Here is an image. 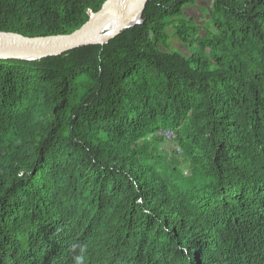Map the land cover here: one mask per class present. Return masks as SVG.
<instances>
[{
	"label": "trees",
	"instance_id": "obj_1",
	"mask_svg": "<svg viewBox=\"0 0 264 264\" xmlns=\"http://www.w3.org/2000/svg\"><path fill=\"white\" fill-rule=\"evenodd\" d=\"M107 1L0 0V32L69 35ZM197 1L0 59V264H264V0H211L204 35Z\"/></svg>",
	"mask_w": 264,
	"mask_h": 264
},
{
	"label": "water",
	"instance_id": "obj_2",
	"mask_svg": "<svg viewBox=\"0 0 264 264\" xmlns=\"http://www.w3.org/2000/svg\"><path fill=\"white\" fill-rule=\"evenodd\" d=\"M147 2L148 0H108L87 24L69 35L28 38L19 34L0 32V59L26 60L19 57L26 53L43 54L41 57L58 56L86 44L105 43L119 32L99 41H92V38L106 24L117 7H122L128 17H134L142 14ZM132 25L134 24L130 26Z\"/></svg>",
	"mask_w": 264,
	"mask_h": 264
},
{
	"label": "rangeland",
	"instance_id": "obj_3",
	"mask_svg": "<svg viewBox=\"0 0 264 264\" xmlns=\"http://www.w3.org/2000/svg\"><path fill=\"white\" fill-rule=\"evenodd\" d=\"M211 9V0H198L195 4L187 5L184 7L183 17L191 20L193 24L200 29V35H204V27L209 22V12ZM168 33L170 36V49L173 51H178L184 56H189L193 48L181 43L178 38L175 37L174 30H172V28L168 30ZM164 149L168 154H171V152L175 149L172 140L168 141V143L164 146Z\"/></svg>",
	"mask_w": 264,
	"mask_h": 264
},
{
	"label": "bare ground",
	"instance_id": "obj_4",
	"mask_svg": "<svg viewBox=\"0 0 264 264\" xmlns=\"http://www.w3.org/2000/svg\"><path fill=\"white\" fill-rule=\"evenodd\" d=\"M139 18H141V15L128 17L122 7H117L106 24L95 35V37L92 38V41H99L106 37H109L111 34L120 32L123 27H128L131 24H135V22H137ZM41 56H43V54L26 53L20 55L19 57L25 58L26 60H34Z\"/></svg>",
	"mask_w": 264,
	"mask_h": 264
}]
</instances>
